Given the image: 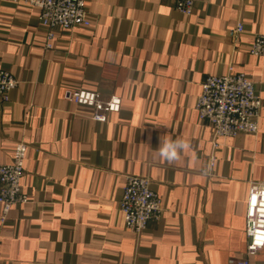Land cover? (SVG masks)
Instances as JSON below:
<instances>
[{"label": "crops", "instance_id": "crops-1", "mask_svg": "<svg viewBox=\"0 0 264 264\" xmlns=\"http://www.w3.org/2000/svg\"><path fill=\"white\" fill-rule=\"evenodd\" d=\"M87 10L92 25L56 29L47 50L41 11L0 2V70L18 81L0 101V165L29 145V201L5 225L0 205V264L238 263L250 187L264 183V57L250 54L264 0H198L189 17L173 0H87ZM230 72L254 82L259 130L214 140L196 106L207 77ZM76 89L119 97L122 109L98 123L69 100ZM177 138L191 150L169 164L157 149ZM127 175L150 179L162 201L141 235L120 210ZM249 262L264 264V249Z\"/></svg>", "mask_w": 264, "mask_h": 264}, {"label": "built area", "instance_id": "built-area-1", "mask_svg": "<svg viewBox=\"0 0 264 264\" xmlns=\"http://www.w3.org/2000/svg\"><path fill=\"white\" fill-rule=\"evenodd\" d=\"M25 2L40 11V21L46 29V49L53 47L56 29L73 30L90 27L92 19L87 10V0H0V2ZM175 8L182 15L192 16L198 0H173ZM244 31L242 24L232 34ZM250 54L264 57V35H256ZM18 85L9 72L0 70V101L7 102L9 93ZM69 100L77 105L94 110L92 120L107 123L112 114L120 113L122 99H104L97 91L76 89L69 93ZM263 101L257 94L254 82L243 73H228L224 76H210L202 84V93L196 110L199 120L207 123L213 132V139L237 137L242 134H256L259 130L260 111ZM214 142V148H218ZM29 145L20 142L15 148L12 163L0 165V205L3 207L1 224L8 221V214L17 205L26 204L28 195L22 188L25 176V161ZM217 166L214 154L208 157L202 173L213 176ZM120 210L127 229L137 235L144 233L150 221L163 214L162 201L152 189L150 179L135 175L126 176V185L120 201ZM248 245L245 257L236 264H250L249 257L264 249V183L251 185L246 217ZM1 243V241H0Z\"/></svg>", "mask_w": 264, "mask_h": 264}, {"label": "clouds", "instance_id": "clouds-1", "mask_svg": "<svg viewBox=\"0 0 264 264\" xmlns=\"http://www.w3.org/2000/svg\"><path fill=\"white\" fill-rule=\"evenodd\" d=\"M190 150V142L183 138H177L175 140L165 139L157 149V155L169 164H172L179 160L181 153H185Z\"/></svg>", "mask_w": 264, "mask_h": 264}]
</instances>
